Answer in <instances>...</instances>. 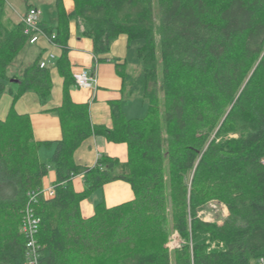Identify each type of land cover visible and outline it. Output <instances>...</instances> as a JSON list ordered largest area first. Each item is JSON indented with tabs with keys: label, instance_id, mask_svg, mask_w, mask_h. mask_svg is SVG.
I'll list each match as a JSON object with an SVG mask.
<instances>
[{
	"label": "trees",
	"instance_id": "obj_1",
	"mask_svg": "<svg viewBox=\"0 0 264 264\" xmlns=\"http://www.w3.org/2000/svg\"><path fill=\"white\" fill-rule=\"evenodd\" d=\"M9 1L0 0V97L13 96L0 119V264H28L22 232L28 206L40 218L39 264H254L264 258V0H71L70 13L65 0H55L57 25L44 31L62 49L55 65L64 78L63 103L52 113L63 136L48 164L39 159L42 144L29 115L15 104L28 92L42 104L51 100V67L41 68L37 59L21 76L9 75L31 38L8 14ZM71 22L92 39L97 58L122 34L138 43V72L116 65L124 98L146 101L145 117L128 118L114 101L113 126L94 125L89 104L72 100ZM91 136L126 143L127 161L101 155L94 166H79L75 152ZM51 168L52 196L43 192ZM79 175L83 192L73 186ZM119 180L135 198L114 207L100 202L84 218L82 200ZM212 201L228 209L221 224L198 216ZM174 232L183 243L171 251Z\"/></svg>",
	"mask_w": 264,
	"mask_h": 264
},
{
	"label": "crops",
	"instance_id": "obj_2",
	"mask_svg": "<svg viewBox=\"0 0 264 264\" xmlns=\"http://www.w3.org/2000/svg\"><path fill=\"white\" fill-rule=\"evenodd\" d=\"M64 4L69 13L74 10L73 1L65 0ZM41 28L43 30L49 28L48 22L43 16ZM68 44L70 48L69 58L73 65L72 71L74 76L82 71H88L97 79L95 90L80 88L76 83L70 88L71 98L75 103L89 104L92 123L111 128L113 126L111 103L114 101H121L128 118H133V109H131L132 107L129 102L133 98H124L122 91L123 80L117 72L116 64L126 63L127 68L131 71L133 67L129 66V63L130 61L131 63L135 62L131 58V53L136 48L137 56L138 43H129L128 36L122 34L113 43L110 52L99 57L103 60H98L99 58L94 53L92 39L81 36L77 23L71 22ZM29 48L27 52L30 50L35 57L33 63L37 59L41 61L47 59V64L51 67L53 81L52 96L47 104H42L35 92H28L16 102L15 109L19 114L29 115L34 138L42 144L39 149V159L42 163L48 164L55 151V142L59 141L63 136L60 119L52 113V110L60 107L63 103L64 78L59 74L55 65L56 60L62 55V49L54 45L45 35L40 36L39 41L31 44ZM50 55H54L55 59H51ZM138 98L136 97L135 99L139 100ZM12 104V95L4 94L0 97V119H6ZM101 155L118 158L122 162H125L128 158V146L126 143L109 142L102 136H91L81 144L75 152L74 158L79 166L92 167L97 163ZM55 181L56 172L51 168L48 176L43 180V189L47 194L48 190H53ZM73 186L77 192H83L85 189L84 176H76L73 180ZM98 192H101L97 194H101L103 197L96 195L95 200L97 201L102 197V202H105L107 207H114L135 198L130 184L121 180L106 184ZM94 204L95 202L92 201L81 203V214L84 218H90L95 214ZM88 212L90 214L86 216L85 213Z\"/></svg>",
	"mask_w": 264,
	"mask_h": 264
},
{
	"label": "rangeland",
	"instance_id": "obj_3",
	"mask_svg": "<svg viewBox=\"0 0 264 264\" xmlns=\"http://www.w3.org/2000/svg\"><path fill=\"white\" fill-rule=\"evenodd\" d=\"M27 4L36 6L38 9H40L43 13V18L46 19L48 22L49 27H54L57 24L58 20V12L55 0H10L8 5V14L15 17L18 20H21V17L23 13L26 11ZM31 46L30 42L27 44L26 48L23 50L20 56L17 57V60L15 61L14 65L10 67L9 74L13 76H21L23 70L28 67L30 64L34 61V55L30 52H27V49ZM30 49V48H29ZM136 49V48H135ZM131 53L132 60L134 59V63H129V66L133 67L131 69L132 73H137L139 70V61L138 57L136 56V50ZM135 54V55H134ZM136 97H133V99L130 102L131 109H133V118H143L147 115L148 111V104L146 101H144L142 98H138L139 100L135 99ZM135 99V100H134ZM144 103V104H143ZM101 193L95 191L92 194H90L87 198L82 200L81 203L84 201H92L95 202L94 211L96 209V206L98 203L102 202L103 196ZM96 195H101L100 199L97 201L95 200ZM101 200V201H100ZM86 216H88L90 213H85ZM229 215L228 209L223 205L222 203L218 202H209L205 206L201 207L198 216L205 221L208 222H217L221 224L223 220ZM171 225V220H170ZM183 243V239L179 236L177 232H174L171 237L170 241L167 244V247L172 251L178 247L181 246Z\"/></svg>",
	"mask_w": 264,
	"mask_h": 264
},
{
	"label": "built area",
	"instance_id": "obj_4",
	"mask_svg": "<svg viewBox=\"0 0 264 264\" xmlns=\"http://www.w3.org/2000/svg\"><path fill=\"white\" fill-rule=\"evenodd\" d=\"M43 13L36 7H31L25 14L22 15L21 21L26 26V33L31 34L30 43L34 44L39 41L40 36H47L45 31L41 28ZM48 37V36H47ZM51 59H55L54 55L49 56ZM41 68L48 66L47 59L41 61ZM76 85L84 89H93L97 87V79L88 71H82L75 75ZM45 192V190H43ZM50 196L54 194L53 190L47 191ZM46 193V192H45ZM40 218L36 217L31 207L28 206L25 210L22 224V232L29 239L27 246L29 250L28 264H39V244L36 240V233ZM254 264H264V258L259 259Z\"/></svg>",
	"mask_w": 264,
	"mask_h": 264
},
{
	"label": "water",
	"instance_id": "obj_5",
	"mask_svg": "<svg viewBox=\"0 0 264 264\" xmlns=\"http://www.w3.org/2000/svg\"><path fill=\"white\" fill-rule=\"evenodd\" d=\"M13 81H15V82H18V80H15V79H14V80H12V82H13Z\"/></svg>",
	"mask_w": 264,
	"mask_h": 264
}]
</instances>
